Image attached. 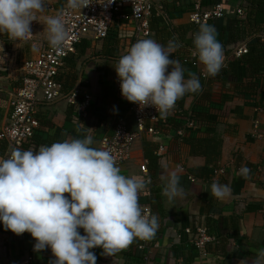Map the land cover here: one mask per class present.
Masks as SVG:
<instances>
[{"label": "crops", "instance_id": "0c3cea01", "mask_svg": "<svg viewBox=\"0 0 264 264\" xmlns=\"http://www.w3.org/2000/svg\"><path fill=\"white\" fill-rule=\"evenodd\" d=\"M183 1L184 4L179 3V0H156L157 3L174 4L178 9L166 13L167 18L162 19L163 24L169 27L167 31H163L164 35L152 29L148 37L137 39L128 20L115 18L107 39L83 40L90 43V49L76 63V78L71 83L73 70L66 63V59L58 78L73 88L78 86L83 92L90 93L89 126L86 124L82 127L75 122V116L64 100L40 102L36 113L39 124L37 134L33 142L28 146L23 145L21 150H38L43 145L50 146L54 142L83 139L86 136L93 140L91 147L98 148L100 139L112 130L107 124H100L94 130L93 122L107 121L108 116H115V110L111 112V103H107L108 100L101 102L99 97L105 90L115 86L118 78L114 68L118 60L139 40L153 39L167 46L169 40L165 33L170 31L174 38L173 30L178 28L180 40L175 38L180 47L170 58L181 62L182 57H188L197 61L198 69H184L186 79L193 75L198 77V72L203 67L192 52L194 34L200 25L190 22V16L194 13L193 0ZM65 2L66 0H45L46 10L37 13V22L31 25L32 36L26 40L13 41L7 35L0 34V44L3 45V51H0V129L6 124L10 114L9 96L21 87L23 61L35 58L46 48V17L53 16L51 8L59 9ZM224 4L223 18L206 22L215 26L216 38L223 45L224 54L221 79L212 77V81H209L215 96L212 101L228 109L224 123L214 127L216 137L221 140L219 156L210 165L204 157L197 154L183 159L180 153H184L186 148L180 144L178 154L161 160V169L156 163L147 162L146 168L151 179L146 188L148 207L152 215L158 217L159 222V229L149 242V262H143L141 253L136 249L140 240H134L127 249L114 257H104L101 249H92L97 257L96 264H253L258 250L264 249V74L251 79L246 75L247 67L230 55L239 45L249 44L254 40L249 39V34L243 33V29H238L239 25L236 24L235 12L243 5L241 0H225ZM210 7L211 2L206 1L202 10L206 11ZM124 12L128 14V10L125 9ZM183 26L189 29L181 30L179 27ZM158 27L165 28L161 23ZM241 34L246 38L233 42L234 36ZM104 41L108 42V55L113 58H107L101 53ZM201 94L202 90L195 94H186L176 103H181L189 111ZM126 117L129 119L127 128L132 130L130 112ZM254 124L259 138L253 135ZM177 135L171 132L160 137L142 136L134 143L129 161L119 166L121 174L143 178L139 170L146 161L143 158V142L167 147L169 139ZM4 146L5 150L0 155L3 158L7 144L0 141V152ZM165 152L158 155H164ZM244 166L251 170L248 178L237 175ZM171 171H178L184 196L169 202L162 195V191ZM188 177L193 180L190 181ZM214 182L228 185L230 194L222 200L216 199L211 194V185ZM186 229H190V233H186ZM198 229H203L212 238L205 246V256L200 255L192 243L197 237ZM34 243L30 234L12 235L1 225L0 264H18L27 256L34 257V264H44L47 251L45 249L34 252Z\"/></svg>", "mask_w": 264, "mask_h": 264}, {"label": "clouds", "instance_id": "9594fccd", "mask_svg": "<svg viewBox=\"0 0 264 264\" xmlns=\"http://www.w3.org/2000/svg\"><path fill=\"white\" fill-rule=\"evenodd\" d=\"M86 6L84 0H66L55 16L46 17L52 49L62 50L68 38L65 18ZM45 10V0H0V34L26 40L32 36L37 13ZM193 45L192 55L204 74L217 76L224 67V54L215 26L200 24ZM179 47L175 37L167 46L153 39L133 44L114 68L122 98L141 109L153 107L167 119L179 99L200 92V79L194 75L186 79L180 61L170 58ZM92 144L86 136L38 150L12 149L8 158L0 157V225L17 236L30 234L33 251L50 250L52 264H96L92 249L114 257L134 240L150 241L159 229L158 217L143 214L139 204V194L150 181L122 175L112 153ZM250 172L244 166L237 175L248 178ZM166 180L162 195L169 202L182 198L178 171H171ZM211 194L222 200L230 188L214 182ZM253 264H264V249L258 250Z\"/></svg>", "mask_w": 264, "mask_h": 264}, {"label": "built area", "instance_id": "2783aa9c", "mask_svg": "<svg viewBox=\"0 0 264 264\" xmlns=\"http://www.w3.org/2000/svg\"><path fill=\"white\" fill-rule=\"evenodd\" d=\"M209 0H193L194 13L190 16V22L195 25L206 23L209 20H219L224 16L221 4H214L203 11V3ZM86 7L80 11H72L65 18L68 38L62 50H54L50 47L46 38V48L41 50L33 59L23 61L21 65V87L9 96L10 114L6 124L0 129V141H5L6 151L4 158H8L12 149H22L23 145L32 138L38 129L36 119L37 106L40 102H54L61 98V84L57 78L64 66L65 59L76 53V45L83 40L99 41L110 36L111 28L115 18L126 19L133 26L137 39L148 37L150 34L148 20L154 9L157 16L165 20L166 14L160 6H156V0H84ZM111 3V4H110ZM65 4L61 7L63 8ZM53 9V16L61 9ZM128 10V14L124 10ZM136 9V11H133ZM238 16H243V10L237 9ZM264 39V36H263ZM262 39V40H263ZM247 53L245 44H241L232 51V56L239 58ZM202 76L205 74L201 71ZM115 87L119 88V81L116 79ZM67 105L76 109L79 117L84 120L91 102V95L85 93L76 86L64 100ZM130 114L132 130L128 129L122 122H119L111 136H103L99 141L98 149L109 150L115 157L116 165L119 167L128 162L134 143L142 136L155 137L158 132L155 124H164L166 119H161L159 113L153 107L141 109L138 105L130 103ZM192 123L187 125V129ZM256 124L253 125V135L256 133ZM183 132L179 131L178 135ZM163 151L160 146L158 154ZM147 161L139 168L140 173L146 181L151 179L147 171ZM190 181L193 179L188 177ZM147 187L149 186V184ZM146 190V189H145ZM144 190V191H145ZM144 191L139 194L143 196ZM142 213L152 215L148 206L141 207ZM190 233V229L185 230ZM13 235V233H12ZM212 240L203 229L197 230V237L193 240L194 247L199 254L205 256V246ZM150 241H141L136 249L141 253L143 262L148 263V249ZM47 251V260L44 264H52L54 257L50 250ZM33 256H27L18 264H34Z\"/></svg>", "mask_w": 264, "mask_h": 264}, {"label": "trees", "instance_id": "16d2710c", "mask_svg": "<svg viewBox=\"0 0 264 264\" xmlns=\"http://www.w3.org/2000/svg\"><path fill=\"white\" fill-rule=\"evenodd\" d=\"M211 5L214 4H221L222 7L225 5V0H209ZM185 1L179 0V3L184 4ZM242 4L238 9L243 10V16H238L237 12L236 15V24L239 25L238 29H243V33L249 34V39L251 38L254 40L252 43L245 44L247 53L242 55L239 58H235L242 62L246 68V75H249L251 79L255 78L256 75L264 74V39L261 40L264 36V0H241ZM189 3V1H188ZM192 3V1H191ZM156 6H160L162 11L166 14L168 12H173L176 7L174 4L167 5L165 3H157ZM178 10V9H176ZM237 11V10H236ZM162 24L165 28H159L158 24ZM148 28L149 31L154 29L156 33L163 34L164 30H168V26L163 24L162 19L157 16L155 10L153 9L151 15L148 20ZM181 30H187L189 27L183 26L179 27ZM175 37L180 40L178 28L173 30ZM167 40H172V36L169 33H165ZM241 36V37H240ZM243 36V37H242ZM244 34L234 36L233 42H237L239 39H245ZM107 39V38H106ZM102 41V40H101ZM104 48L102 49V54L107 58H113L111 55H108L107 49V41H104ZM240 44V43H239ZM90 49V43L87 41H81L78 45H76V53L75 56H70L66 58V63L68 66L73 70L71 76V83L77 76V70H75L76 63L78 60L81 59L82 56H85L86 52ZM232 55V51L231 54ZM181 65L184 68H197L198 63L188 57H182ZM223 72H220L215 79L220 80L221 75ZM75 77V78H74ZM198 78L200 79V83L202 88V94L200 98H198L195 103L189 108L185 110L181 103H176L175 108L171 111L169 116L166 119L164 124H155L154 128L158 132V135L155 137H160L162 135H167L168 133H175L178 134L179 131L183 132L182 135H177L176 137L170 138L168 141V146L166 145L161 146L163 151H166L164 155H158V150L160 146L150 143V142H143L142 144V151H143V158L147 162H154L156 163L157 167L161 169L160 166L161 160L165 157L171 156L173 154H178L179 146L182 144L185 146L186 150L184 153H180L183 156V159L187 158L190 155L197 154L198 156H202L206 159L207 164L210 165L216 161L219 156V148L221 146V140L216 137L214 133V127L217 124L224 123L226 116L228 115V109L223 107L218 102H213L212 98L214 96V91L210 88L209 81H212V77L202 76L201 71L198 72ZM223 79V78H222ZM58 82L61 84V98L58 100H65V98L73 91V87L71 85L63 83L60 78L57 79ZM207 82V83H206ZM206 83V84H205ZM205 85V86H204ZM251 91V90H247ZM90 94V93H89ZM108 100L107 103H111V112L115 110V116H108V120H95L93 122L94 130L98 129L100 124H107L110 125L111 128L110 134L105 136H111L116 125L119 122H122L126 127L128 125L129 119L126 117V114L130 112L131 104L124 100L120 94V89L116 88L115 86L111 89L105 90V93L100 95L99 101ZM91 103V102H90ZM69 106V105H68ZM89 105V109H90ZM71 109V113L74 114L75 122L79 126H85L88 124V115L89 109L87 111V117L82 120L79 117L76 109L69 106ZM132 123V122H131ZM192 123V127L187 129V125ZM96 128V129H95ZM203 130L202 132L200 130ZM110 130V129H109ZM205 130H208L206 132ZM37 131L32 136L31 139L26 141L24 144L28 146L32 143L33 139L35 138ZM29 148V147H27ZM32 149V148H29ZM27 149V150H29ZM98 149V148H97ZM5 150V146L3 147V151L0 152V155L3 154ZM34 150V149H33ZM147 188V187H146ZM147 190L144 191L143 196H139V204L141 207L149 206V198L147 194ZM1 229V225H0Z\"/></svg>", "mask_w": 264, "mask_h": 264}]
</instances>
